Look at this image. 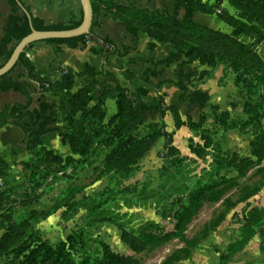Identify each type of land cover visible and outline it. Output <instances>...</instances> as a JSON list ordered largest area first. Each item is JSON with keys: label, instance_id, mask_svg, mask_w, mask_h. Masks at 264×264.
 Masks as SVG:
<instances>
[{"label": "rangeland", "instance_id": "obj_1", "mask_svg": "<svg viewBox=\"0 0 264 264\" xmlns=\"http://www.w3.org/2000/svg\"><path fill=\"white\" fill-rule=\"evenodd\" d=\"M222 3L207 15L225 18L226 28L214 30L234 37L246 59L187 58L201 69L189 89L204 81L211 103L204 116L189 110L188 120L201 122L171 138L172 148L152 146L136 160L125 154L100 167L113 151L105 138L114 126L108 129V117L71 126L65 110L58 114L66 121L62 134L70 133L76 151L63 138L68 155L38 146L21 181L1 165L0 264H264L262 3ZM230 16L238 24H229ZM158 102L161 114L166 104L162 96ZM141 115L133 137L165 132ZM203 173L204 187L196 188Z\"/></svg>", "mask_w": 264, "mask_h": 264}, {"label": "crops", "instance_id": "obj_2", "mask_svg": "<svg viewBox=\"0 0 264 264\" xmlns=\"http://www.w3.org/2000/svg\"><path fill=\"white\" fill-rule=\"evenodd\" d=\"M23 1L29 6L31 14L34 17L42 19L47 25L58 23L67 25L72 22H78L83 18L80 0ZM92 1L99 3L104 0H91V2ZM115 1L122 4H135L138 8L149 11L166 10L171 15L174 13L176 2V0ZM199 1L209 6H213V4L217 2V0ZM222 1L221 7L224 8L227 0ZM112 11V9L101 11V15L99 16L101 25L96 28V33L99 36L109 37L116 45L117 53L109 56V64H106L103 55L106 47H104L100 41L87 38L84 43L79 44L78 48H71L66 44L47 43L45 40L33 43L28 50L31 54L28 60L32 65L31 67L34 74L46 77L50 81H55L61 78L64 70L69 71L74 77L71 93L75 94L84 88H88L89 95L92 96V101H90L88 106L90 108L93 107L101 99L102 110L109 121L117 112L118 88L125 89L126 93L131 98L137 97L136 95H139L141 89H146L148 90V94L141 98L144 103L148 106H158L159 96H162L166 106L164 105L165 110L163 109L164 112L162 115L160 112L142 114L141 116L147 118H144V120L153 119V122H155L154 124L161 123L165 125L164 131L172 135L171 138L174 139H176L179 134H188L191 132L189 127L185 125L180 128L176 127L172 108H177L180 118L183 121L188 120L191 115L189 113L191 108L194 113L201 112V115H207V109L208 106L210 107L211 103V95L210 101L204 108H200L198 105H188L187 102H181L179 100L182 92L177 86L170 83L169 80H176L175 73L180 67V62L173 63L169 66H160L156 69L158 75L153 76L148 74L149 71L155 69L152 63H148L144 66L140 61L130 63V59L133 58L148 59L149 57H153L155 61H158L167 57L170 52L173 51V47L170 44H163L155 41L156 47L150 50L149 43L154 40L141 31L138 33V38L136 40L128 31L126 22L117 18ZM184 12V8L178 10V19L183 18ZM0 13V40H2L5 35L4 30L8 17L12 14V7L9 0H1ZM194 20L209 28L221 30L226 28V23L217 15H213L209 19L207 14L198 12L194 15ZM16 44V41H12L8 45V48L13 49ZM124 47H130L126 56H122ZM2 64L3 61L0 56V66ZM86 67L92 70L94 69L96 73L95 76L86 72ZM200 70V65L195 62L186 66V71L192 74L191 79L194 77L197 78L200 74ZM10 77L12 80L21 83L28 82V78L24 75V69L21 66L15 67L10 73ZM190 80L185 82L188 88H190ZM202 82L203 83L197 88L191 87L188 93L199 89L210 94L207 84H205L204 81ZM30 83L34 86V92L31 93L32 105L29 110L32 111L35 108H39L40 103L44 102L53 104L54 111L59 114V97L52 93H38L37 83L33 81H30ZM27 101L28 96L21 92L15 90H0V167L4 165L6 170L9 171L11 178L17 181H21L25 178L23 163L29 162L34 158L31 152L33 149L31 141L37 139L36 141H40L41 143L40 147L45 146L52 148L56 152H61L64 155L70 153L68 145H65L62 141V133L64 132L66 126L64 123H66V121H62L60 119L61 117L57 118L55 124L49 126L50 129H54L52 132L35 139L30 135V132L36 130L37 126L31 124L30 115L26 114L20 120L12 115V107L23 105ZM151 115H153V117ZM191 120L193 122L199 121L193 116ZM166 138V136L159 137L153 144V147L165 146ZM5 175L6 173H4V177Z\"/></svg>", "mask_w": 264, "mask_h": 264}, {"label": "trees", "instance_id": "obj_3", "mask_svg": "<svg viewBox=\"0 0 264 264\" xmlns=\"http://www.w3.org/2000/svg\"><path fill=\"white\" fill-rule=\"evenodd\" d=\"M257 1L262 3L260 7V23L264 24V0ZM9 2L12 7V14L8 17V21L4 30V38L0 40V56L3 63L9 59L14 49H9L8 45L12 41H16L18 43L21 39L31 33L32 28L41 31L67 30L79 26L82 22V20H80L67 25L63 23L47 25L42 19L34 17L31 14L29 6L25 4L23 0H9ZM22 6H24L28 11L30 18L25 13ZM92 8L93 21L90 27V33L88 35H81L68 39H48L45 42L66 44L71 48H78L80 43H84L87 38H92L93 40L102 42L104 47H106L103 55L106 64H109V56L117 53L116 45L109 37L99 36L96 33V28L101 25V20H99L101 11L105 9H112L113 14L117 18H120L126 22L128 31L136 38V40L140 31L146 33L152 40H154L149 43L150 50L156 47L155 41L158 43L170 44L173 47V51L170 52L167 57L158 61H155L153 57H149L148 59L133 58L130 59V63L140 61L142 62L143 66L148 63H152L155 69L149 71L148 74L153 76L158 75L156 69L160 66H169L173 63L180 62V67L175 73L176 80H169V82L180 89L182 94L180 95L179 100L181 102H187L188 105H198L200 108H204L210 101V94L199 89L188 93L189 88L185 82L191 79L192 74L186 71V66L191 64L185 63L189 61L187 58L196 56L203 62L207 61V59L210 57L214 58L216 56L226 57L228 61L231 62H241L245 61L246 59H241V53L237 49V47H240V44L234 37L223 34L218 30L203 26L194 20V15L198 12L204 14L214 13V6L204 4L199 0H176L175 10L172 15L166 10L149 11L146 9H140L135 4H122L115 0H104L102 2L100 1L99 3L92 1ZM180 8H184L185 10L182 19H178L177 17L178 10ZM220 18L223 21H226L224 17L220 16ZM227 22L229 24H238V22L231 16L227 17ZM29 47L20 55L15 66H21L24 69V75L28 78V82L21 83L12 80L10 77V73L14 70L12 69L9 73L0 77V90H15L28 96V101L25 104L12 107L11 112L12 115L16 116L18 120H20L26 114L30 115L32 121L31 124L33 126H37L36 130L30 132L32 137L36 139L40 138L41 136H45L49 132H52L54 129H50L49 126L57 122L58 114L54 111L53 104L44 102L40 103L39 108H35L32 111L29 110L32 105L31 93L34 92V86L30 83V81L39 84L37 90L38 93H52L59 97L60 111L66 110V114L69 113L71 117H66L69 125L72 126V122H74L73 120H76V122H84L86 125H91L95 119L99 118L101 121L102 119H105V114L101 107V99L93 107L90 108L88 106L90 101H92V96L89 95L88 88H84L75 94L71 93L74 77L69 71L63 74L60 79L55 81H50L46 77L34 74L31 67L32 65L26 57V52H28ZM129 49L130 47H124L122 56H126ZM195 52L196 54L193 55ZM86 72H89V74L92 76H95L96 74L95 70H92L89 67H86ZM147 94L148 90L141 89L139 91V95H136L137 97L131 98L126 93L125 89L118 88L117 112L107 124L108 129L110 125L114 126L112 129L113 131L110 129V133L107 134L105 138V141L110 142L108 144H113L114 148L113 151L109 153L108 157L103 160L102 164H100V167L112 165L115 162L114 160H116V156L121 157L125 154H132L135 160L138 159L142 153L144 154L145 151H149L155 141L161 136H166L169 139L166 142V146L168 148H172L171 135L166 132L153 130L152 133L147 135H140L136 137H133L132 135V131L138 128L139 124L141 123V114L160 112L161 110L160 106H148L141 100V98ZM172 112L177 128L185 125L189 127L190 130H192L193 126H196L199 124V122H201V120L199 122H193L192 120H181L177 108L173 107ZM161 114H163V112ZM133 116L136 118L135 120H138L135 126L130 125L133 120ZM70 129L71 128L69 127V130ZM76 129L78 130V127H76ZM66 134L67 136H65ZM66 134L62 136L64 142L70 145L71 150H75L76 141L71 138L70 133ZM36 140L31 141L33 149L37 148L41 144L40 141L37 142ZM43 151L52 154L56 159L59 158V156L54 155L51 151H48L45 148L40 149V152ZM86 157L88 158L87 154L85 155V159ZM41 158V161H45L43 156ZM90 161L92 160L87 159L88 165H90ZM134 164L135 162L133 165ZM96 172H98L97 169H95V173ZM2 176L3 174L0 172V177ZM204 176L205 173H203L199 179L195 178L196 183L194 182V186L196 188L204 187ZM97 180V177L91 178L89 183H94ZM75 189L76 187L71 185L68 190L74 191ZM200 203L201 198L197 197L196 204ZM253 233L254 231L251 229L248 231L247 237L242 241V246L248 241V237ZM219 264H223V261H221Z\"/></svg>", "mask_w": 264, "mask_h": 264}, {"label": "water", "instance_id": "obj_4", "mask_svg": "<svg viewBox=\"0 0 264 264\" xmlns=\"http://www.w3.org/2000/svg\"><path fill=\"white\" fill-rule=\"evenodd\" d=\"M83 18L79 26L67 30H36L32 28L31 33L21 39L12 51L9 59L0 66V77L9 73L17 64L20 55L33 43L45 41L48 39H68L81 35H88L93 21V8L91 0H80ZM25 13L29 16L28 11L22 6Z\"/></svg>", "mask_w": 264, "mask_h": 264}, {"label": "built area", "instance_id": "obj_5", "mask_svg": "<svg viewBox=\"0 0 264 264\" xmlns=\"http://www.w3.org/2000/svg\"><path fill=\"white\" fill-rule=\"evenodd\" d=\"M26 57L28 58V59H30V57H31V54L29 53V52H26ZM67 71L66 70H64L63 72H62V74H64V73H66ZM61 74V75H62ZM38 85V87H39V84H37Z\"/></svg>", "mask_w": 264, "mask_h": 264}]
</instances>
